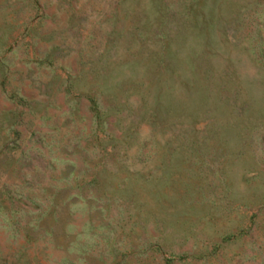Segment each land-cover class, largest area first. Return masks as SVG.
Wrapping results in <instances>:
<instances>
[{
	"label": "rangeland",
	"instance_id": "rangeland-1",
	"mask_svg": "<svg viewBox=\"0 0 264 264\" xmlns=\"http://www.w3.org/2000/svg\"><path fill=\"white\" fill-rule=\"evenodd\" d=\"M0 264H264V0H0Z\"/></svg>",
	"mask_w": 264,
	"mask_h": 264
}]
</instances>
